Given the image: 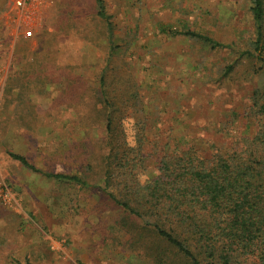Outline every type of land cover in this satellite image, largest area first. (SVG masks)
Instances as JSON below:
<instances>
[{"label": "rangeland", "instance_id": "374dc122", "mask_svg": "<svg viewBox=\"0 0 264 264\" xmlns=\"http://www.w3.org/2000/svg\"><path fill=\"white\" fill-rule=\"evenodd\" d=\"M40 12L27 38L0 0V264H151L103 191L107 109L141 139L144 179L191 147L209 157L254 136L264 53L250 0H44ZM57 174L87 185L45 176Z\"/></svg>", "mask_w": 264, "mask_h": 264}, {"label": "trees", "instance_id": "16d2710c", "mask_svg": "<svg viewBox=\"0 0 264 264\" xmlns=\"http://www.w3.org/2000/svg\"><path fill=\"white\" fill-rule=\"evenodd\" d=\"M250 12L254 53L260 58L264 0H250ZM99 16L105 18L102 11ZM171 34L223 47L193 32ZM251 102L259 118L254 136L242 137L236 149L209 157L191 147L161 160L157 175L146 179L140 173L141 139L132 146L107 109L103 191L124 211L122 228L133 239L129 242L142 248L151 264H264V89L255 91ZM10 156L37 171L22 156ZM45 176L87 185L74 175Z\"/></svg>", "mask_w": 264, "mask_h": 264}, {"label": "built area", "instance_id": "2783aa9c", "mask_svg": "<svg viewBox=\"0 0 264 264\" xmlns=\"http://www.w3.org/2000/svg\"><path fill=\"white\" fill-rule=\"evenodd\" d=\"M43 2L44 0H13V8L21 17L20 24L27 38L32 37L38 27Z\"/></svg>", "mask_w": 264, "mask_h": 264}]
</instances>
